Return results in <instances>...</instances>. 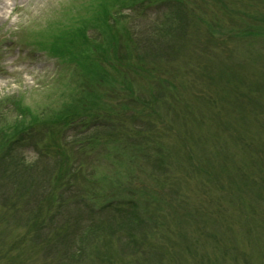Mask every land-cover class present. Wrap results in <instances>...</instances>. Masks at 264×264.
Masks as SVG:
<instances>
[{
  "label": "rangeland",
  "instance_id": "obj_1",
  "mask_svg": "<svg viewBox=\"0 0 264 264\" xmlns=\"http://www.w3.org/2000/svg\"><path fill=\"white\" fill-rule=\"evenodd\" d=\"M165 1L148 23L109 0H0V43L96 27L72 54L52 41L60 58L19 36L1 54L0 264H264V0ZM76 110L124 119L96 156L60 127L20 150L16 129Z\"/></svg>",
  "mask_w": 264,
  "mask_h": 264
},
{
  "label": "trees",
  "instance_id": "obj_2",
  "mask_svg": "<svg viewBox=\"0 0 264 264\" xmlns=\"http://www.w3.org/2000/svg\"><path fill=\"white\" fill-rule=\"evenodd\" d=\"M121 2L124 1V0H120ZM109 5H108V9L109 8H114L115 6L119 5L118 4V0H109ZM229 11V10H228ZM85 14V13H84ZM67 15V14H65ZM128 19V17H126ZM87 27L85 28V31H86V34L88 32V30H90V28L92 29H95L96 27H92L91 25L89 26V24H86ZM98 27V26H97ZM66 29H63L62 31L61 30H58V34L55 35L53 38L60 44L61 46V50L62 51H67V50H72L73 52L75 50H82L81 48V45H82V42L84 41V39H82V36H85V40L89 39L86 34H81L78 38H76L77 40V43H70V40H73L72 36H68V37H65V34H66ZM240 31V30H238ZM241 35H244L243 33L239 32ZM247 36V35H246ZM89 41V40H88ZM134 42V40L132 39V43ZM86 48V47H84ZM88 50H90L89 52H93V49H89V45H88V48L85 52H87ZM100 77L102 78V76H99L98 75V80H100ZM147 102V101H146ZM1 119V118H0ZM48 128V131H52V130H56L57 127L55 125L54 122H50L48 124H45L44 126H42V130L43 129H46ZM21 128L20 129H16V132H17V136H16V139L19 138V137H22L20 139V141L22 140H28L30 141L31 145H35L34 142H32V137H34V133H36L37 131L43 135L42 131L36 126L34 128H29L28 130H24L22 131ZM44 137V135H43ZM12 142V141H11ZM11 142H8V143H5V147L8 145H11ZM1 150H4L3 149V146L0 147ZM8 148L6 147V150H4V153L0 155V170H1V179L2 178H5L3 181H8L10 180V175H11V172H12V165L9 164V162L5 159L7 157V154L5 151H7ZM11 166V168H10ZM56 258V257H55Z\"/></svg>",
  "mask_w": 264,
  "mask_h": 264
}]
</instances>
